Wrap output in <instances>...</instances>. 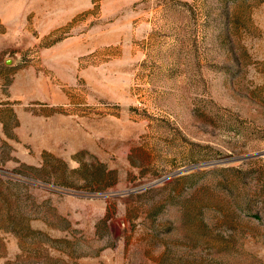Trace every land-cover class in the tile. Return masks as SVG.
Segmentation results:
<instances>
[{
  "label": "rangeland",
  "instance_id": "374dc122",
  "mask_svg": "<svg viewBox=\"0 0 264 264\" xmlns=\"http://www.w3.org/2000/svg\"><path fill=\"white\" fill-rule=\"evenodd\" d=\"M0 264H264V0H0Z\"/></svg>",
  "mask_w": 264,
  "mask_h": 264
}]
</instances>
